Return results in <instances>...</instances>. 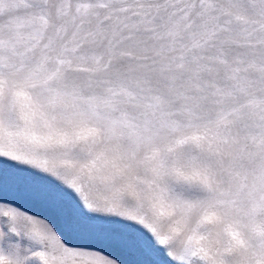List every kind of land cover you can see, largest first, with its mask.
<instances>
[{
  "label": "snow or ice",
  "instance_id": "obj_1",
  "mask_svg": "<svg viewBox=\"0 0 264 264\" xmlns=\"http://www.w3.org/2000/svg\"><path fill=\"white\" fill-rule=\"evenodd\" d=\"M0 264H264V0H0Z\"/></svg>",
  "mask_w": 264,
  "mask_h": 264
}]
</instances>
